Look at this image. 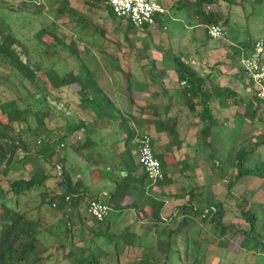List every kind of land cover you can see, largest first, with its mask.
I'll return each mask as SVG.
<instances>
[{
	"label": "trees",
	"instance_id": "16d2710c",
	"mask_svg": "<svg viewBox=\"0 0 264 264\" xmlns=\"http://www.w3.org/2000/svg\"><path fill=\"white\" fill-rule=\"evenodd\" d=\"M222 1L226 2L225 9L230 12L234 5L233 0H194L190 5L195 8V13L207 27L211 24H220L218 22L222 19V15L220 11L208 13L203 11L202 7L214 4L219 6ZM84 3H87L90 9L104 6L108 14L115 18L106 0H84ZM254 3H264V0H254ZM7 10L18 13L22 7L11 4ZM56 13L60 16L71 15V20L82 26L83 23H87L85 17L81 14L77 15L76 10L70 6L69 0H60ZM160 19L156 18L155 25L159 24ZM125 24L126 30H136L128 22ZM9 30L7 25L4 28L0 27L2 61L10 65L12 70H17L42 94L46 93L47 84L55 90L75 86L80 102L86 106H92L97 117L91 121H80L77 125L66 128L57 139L46 137V140L42 138L34 140L35 150L29 153L27 139L20 136L21 131L15 134L13 130L14 123L27 122L28 111L20 109L13 100L0 103V115L4 118L0 121L1 174H6V170L9 169L20 150L25 154L17 162L26 159L24 164L31 162L34 165L27 178H18L7 183L8 187L3 194L0 188V264H60L63 260H69L70 264H121V261H126L125 264H208L205 256H200L199 253L203 240L197 230L199 226L206 224L217 230V238L233 240L240 237V249L250 248L264 253L263 236L256 229L257 216L247 208L245 199L236 201L235 214L248 226V229L227 221V210L222 202L216 198L210 188L204 186H196L186 192L187 200L179 205L168 219H163L161 211L165 205L164 202L154 196L150 183L146 187L144 182L148 180L144 173L142 176H136V173L142 169L133 154L137 143L132 144V142L141 135L137 136L135 131L128 127L129 118L116 108L93 80L94 73L80 59L77 42L73 39L66 42L64 37H59L53 28L47 26H43L34 34L44 47L43 55L50 62L53 56L61 62L60 51L62 50H67L71 58H77L83 62L77 74L72 71L59 72L51 62L49 68L41 71L44 75L42 78L37 76L41 66L31 61L28 49L8 32ZM46 37H48L46 41L51 43L43 40ZM255 42L256 40L248 41L246 45L250 47L252 44L253 47ZM17 47H20V51ZM172 63L180 106L184 107L191 118L197 121L198 139L205 149H211L210 140L213 137V131L222 124L213 116L212 102L218 101L224 107L241 108L242 113L235 112L238 119L253 121L257 117L259 108L264 102L259 101L252 92L245 95L230 87L222 86L211 77V73L200 74L182 57L175 56ZM243 74H245L244 71ZM170 101L172 97L168 99V104ZM169 110L170 107L162 114L153 111L152 115L155 117L153 125L156 132L165 133L169 136L171 145L179 148L181 145L178 130L180 118L178 113L171 116ZM47 115V112H34L40 124ZM106 129L112 130L116 137L112 144L113 148L117 143H121L123 147L120 152L113 151L114 154L110 159L102 158L95 141L98 133ZM78 131L83 139H72L73 136L76 137L74 134ZM251 139L253 142L248 148L242 142L232 156V166L236 170L234 181L239 182L245 177L259 178L264 181V132L251 136ZM67 148L85 162L87 169L110 170L117 175L105 197L89 198L88 189L82 180L72 182L64 167L66 155L61 153ZM253 153L257 154L255 165L248 168L245 163L248 156ZM208 158L212 159L213 156L210 155ZM157 159L162 169V160ZM2 166L4 169L1 170ZM52 171H55L56 183L48 185L47 181L52 178ZM162 173L163 179L155 182V186L162 187L169 183L163 170ZM36 194H38L37 204L33 209L38 215L34 216L33 210L26 208L28 205L20 202V199L22 197L33 199V195ZM93 199L104 200L111 210L118 212V217L125 211L132 212L136 219L143 221L140 226L142 233L138 235L131 225H124L119 233L116 232L114 228L118 224L114 226L108 220L110 213L102 221L93 219L87 211L89 202ZM195 202L203 205L204 210L198 209ZM45 207L51 209L58 218L55 224L44 223L45 219L40 214ZM92 220L95 223L92 227L86 228V224ZM85 228L88 235L92 237V243L78 246L74 241L76 232ZM42 234H48L54 238V252H50V248L44 244L41 239ZM96 239H101L103 242L98 244ZM67 244L70 246L69 249L66 247ZM109 247L112 252L107 254L105 248ZM136 250H140L139 256H134Z\"/></svg>",
	"mask_w": 264,
	"mask_h": 264
},
{
	"label": "rangeland",
	"instance_id": "374dc122",
	"mask_svg": "<svg viewBox=\"0 0 264 264\" xmlns=\"http://www.w3.org/2000/svg\"><path fill=\"white\" fill-rule=\"evenodd\" d=\"M159 1L165 7V13L158 25H153L147 30H126L125 21L109 15L104 6L90 9L84 0H69L70 6L76 10L77 15L81 14L87 20L83 26L72 21L71 15L60 16L56 13L60 0H0V27L4 28L7 25L10 29L8 32L28 49L31 61L41 66L37 76L43 78L41 71L49 68L51 62L59 72L72 71L77 74L81 70L80 64L84 62L94 76L107 78L117 76L116 83L113 84L116 92L118 94L121 92L119 100L123 99L125 92L121 90L124 89L123 78H121L122 87L119 89L118 76H172L167 77L166 83L171 90L176 89L178 86L172 63L175 56L182 57L195 71L203 75L211 73L212 76H233V71L243 75L241 60L247 52L240 49L238 44L252 42L257 36L264 37V3H254V0H233L234 5L230 12L225 9V1H222L219 6L204 5L203 11L208 13L220 11L222 15L218 23L224 27L226 35L222 39L213 40L208 38L206 25L195 13V8L190 5L194 0ZM11 4L22 7V10L18 13L10 12L7 9ZM225 20H227L226 23ZM43 26L53 28L55 34L64 37L66 42L75 40L83 62L80 59L71 58L67 50L60 51L61 62L54 56L51 57V62L47 60L43 55L44 47L34 37V34ZM43 40H48V37ZM46 42L51 43V41ZM19 48L17 47L18 51H20ZM243 51L244 54L241 55ZM212 55L215 57L209 58ZM247 83L249 85L248 81ZM75 89L76 87L72 86L55 90L47 84L46 93L42 94L37 87L17 70H12V67L0 58V103L13 100L20 109L28 111L27 122L14 123L13 130L15 134L21 131L20 136L27 139L29 153L35 150L34 140L38 138L46 140V137L57 139L66 128L75 126L80 121L92 120L91 114L83 112L84 104L80 102ZM37 111L48 114L42 124L34 116V112ZM137 115L142 118L145 127L151 124L146 114L138 112ZM1 120L4 118L0 115ZM245 122L247 121L232 118L229 125L213 131V137L210 140L211 149H205L202 146L198 139L199 133L195 129L186 131L187 140L183 153H187V157L173 147L172 150L177 153L170 158L169 176L171 177H167L169 183L162 187L154 184L150 186L154 196L161 201L179 200L171 204L172 207L164 213V218H169L174 209L187 199L186 192L193 187L204 186L210 188L216 198L222 202L227 210V221L248 229V226L235 214L236 201L245 199L247 208L257 216L256 229L263 236L264 242V181L251 177H245L239 182L234 181L236 170L232 166V156L239 145L243 142L248 148L253 142L251 136L264 132V103L261 104L257 117L253 121L248 120L244 125ZM118 148H113V151L118 152ZM136 148L135 146L133 154L137 159ZM68 151L71 152V149L67 148L61 153ZM24 154L21 150L17 152L6 174H1L0 171L2 194L8 187L7 183L18 178H27L32 170L34 165L31 162L24 164L26 159L17 162ZM210 155L213 156L212 159L208 158ZM256 158V153L248 156L245 166L253 167ZM33 164L36 163L33 162ZM2 169H4L3 166ZM77 171L76 168L72 169L74 178L78 174ZM51 174L53 175L47 181L48 185L56 183L55 171ZM33 196V199L22 197L20 202H25L28 205L26 208L33 210L32 214L37 216V211L33 208L37 204L38 194ZM9 205L11 206L12 203L10 202ZM195 205L198 209L204 210L203 205L196 202ZM110 214L112 217V212ZM113 214V219H118L115 211ZM131 214L132 219L128 218L126 223L134 219L135 215ZM40 216L48 225L55 224L58 219L54 212L46 207ZM92 221L89 224L93 225ZM119 221H122V218ZM91 225L86 224V228ZM123 227L116 226L114 230L119 233ZM86 228L76 232L74 241L78 246L92 243V237L88 235ZM134 228L137 227L134 226ZM197 230L203 240L199 253L200 256H205L208 264H264V253L250 248H239L240 237L233 240L217 238V230L208 224L199 226ZM41 239L50 248V252H54V238L48 234H42ZM96 241L98 244L103 242L101 239ZM66 247L69 249L70 246L67 244ZM105 249L107 254L112 252L110 247ZM139 254L140 250H136L134 256ZM125 263L126 261H121V264ZM60 264L70 263L69 260H63Z\"/></svg>",
	"mask_w": 264,
	"mask_h": 264
},
{
	"label": "crops",
	"instance_id": "0c3cea01",
	"mask_svg": "<svg viewBox=\"0 0 264 264\" xmlns=\"http://www.w3.org/2000/svg\"><path fill=\"white\" fill-rule=\"evenodd\" d=\"M258 38H264V37L257 36L254 38V41L257 40ZM238 47H240V49H244L247 53H249L252 44L250 47H248L245 42L239 43ZM243 54L244 51L241 53V55ZM212 57L215 56L212 55L209 58ZM208 62L210 61L208 60ZM232 75L233 76H211V77L215 78L222 86L230 87L236 90L240 94L249 95L250 92H252V90H251V85L250 84L248 85L247 83L248 81L247 77L244 76V74L243 75L236 74L234 71ZM108 77L109 78H107L106 76H93V80L99 86L101 91L115 104L116 108L120 110L122 113H125V116L129 118L130 121L128 123V127L130 129H133L137 134V136L143 133L151 137L153 152L156 158H161L163 163L162 170L166 178L171 177V175L169 176V170L171 171V169L169 168L170 158H173V155H176L177 152H180L182 153V155L183 154L186 155L184 157H187V153L185 152L183 153V149L185 147L184 145L187 140L186 138L187 136L185 137L186 131L193 128L195 129V131L198 132L197 121L191 118L190 113L184 107L180 106L176 89L171 90V88H169L168 84L166 83L167 77H172V76H118V80L120 79L118 82L119 89H121L120 87H122L121 78H123V82H124V87H123L124 89L121 90H123L125 94L123 95L122 100H119V96H121V92H119L118 94L114 89L115 86L113 83H116L117 76H108ZM107 89L109 91H107ZM74 91H76L77 93V89H75ZM170 97H172V101H170V103L168 104V99ZM84 107H85L84 108L85 111L83 112H85V114H89V115L91 114L92 120H94L97 117L94 108L92 106H86V104H84ZM169 107H170L169 114H171V116H174L176 115V113H178V116L180 118L178 123V130H179L181 145L179 148H177L178 149L177 152L172 150L174 145H171L169 136H167L165 133L156 132L153 125V120L155 119V117H153L152 115L153 111L162 114L164 111L169 109ZM211 107H212L213 116L219 119L222 123L221 126H219L218 128L223 127L227 124L229 125L230 119L237 118L235 116V112L242 113L241 108L224 107L220 105V102L218 101L212 102ZM214 109L216 110V112ZM138 112L140 114L141 113L146 114L147 118H149L151 124L147 125L146 126L147 128L144 126L145 124L142 118L140 116H139L140 118L138 117L137 115ZM216 113L219 114L217 115ZM88 121L91 120L89 119ZM246 121L248 122V120ZM247 122L243 124L245 125ZM143 130L146 131V133H144ZM74 135L78 136L82 134L78 131ZM74 138L76 137L73 136L72 139ZM115 140L116 137L114 136L112 130L110 129H106L98 133V135L95 138V141L97 142L98 149L101 152L102 158L110 159L111 156L114 154L112 144ZM135 140L133 142H135ZM115 147H119L118 148L119 152L123 149L121 143L119 144L117 143ZM71 152L68 151L64 153L66 155V163L64 164V167L68 171L72 179V182L73 183L76 182L77 181L76 179L82 180V182L87 187L86 189H88L87 196L89 198L96 196L101 198L105 197L113 181L116 179L117 175L115 173L110 172V170H104V169H101V171L89 170L86 168L85 162L81 158L79 159L76 155H74L75 153L72 150ZM74 168L78 169L77 171L78 174L76 175L75 178L73 177L74 173L72 172V169ZM142 175H143L142 171L136 173V176H142ZM144 184L146 185V187L149 186L148 181H145ZM127 201H131V199H127ZM177 201L179 200L169 199L167 201H163L165 204L161 211V217L163 219H168V218H164V213L170 210L169 208L172 207L171 204H173L174 202L177 203ZM183 203L181 202L179 205ZM175 210L176 208L174 209V212ZM113 211L114 210H111L112 217L110 214L109 221L113 223L114 226L117 224L118 226L120 224V226L122 227L123 225H131L133 231L136 232L138 235L142 233V229L140 228V226L141 224H143V221H140L139 219H136V217H134V219L130 223H126L128 221V218L132 219V214H131L132 212L125 211L121 216L118 217V219L114 220ZM174 212H172L171 214H173ZM116 214L118 215V212L115 211V215ZM120 218H122V221H119ZM92 223L94 224L95 222L93 221ZM87 224L91 225L89 223ZM134 226L137 228H134ZM89 227H92V225Z\"/></svg>",
	"mask_w": 264,
	"mask_h": 264
},
{
	"label": "built area",
	"instance_id": "2783aa9c",
	"mask_svg": "<svg viewBox=\"0 0 264 264\" xmlns=\"http://www.w3.org/2000/svg\"><path fill=\"white\" fill-rule=\"evenodd\" d=\"M106 3L115 18L128 22L136 29L152 27L156 18H162L165 13V7L159 0H106ZM206 28L209 39H222L226 35L224 27L219 24H211ZM162 29L165 30V27L162 26ZM241 68L247 76L253 95L264 102V40H256L249 53L242 58ZM81 139L82 135L76 136V140ZM135 142L137 161L147 180L151 185L161 181L163 173L160 162L153 152L151 137L143 134ZM87 211L93 219L102 221L109 216L111 208L104 200L93 199L89 202Z\"/></svg>",
	"mask_w": 264,
	"mask_h": 264
}]
</instances>
